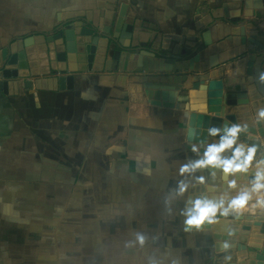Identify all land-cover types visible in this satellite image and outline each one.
<instances>
[{
	"label": "crops",
	"instance_id": "crops-1",
	"mask_svg": "<svg viewBox=\"0 0 264 264\" xmlns=\"http://www.w3.org/2000/svg\"><path fill=\"white\" fill-rule=\"evenodd\" d=\"M243 2L0 0V47L50 30L61 12L88 13L77 17L81 27L63 30V43L55 45L57 71L0 78V264H236L237 243L264 238L237 211L187 228L183 213L191 201L209 199L207 187L233 174L211 166L180 172L219 142L208 135L212 120L221 132L230 124L225 116L233 103L225 94L246 98L252 116L264 108L250 76L243 85L218 88L234 76L235 60L251 62L264 48V0L245 20L242 38L217 39L209 28L203 54L165 57L166 71L129 70L136 62L98 56L88 43L97 32L167 54L183 30L194 34L215 20L239 21ZM125 16L133 20L131 34L122 30ZM67 52L76 53V71L65 68ZM260 71L264 83V60ZM131 82L151 83L154 90L160 83L180 86L173 106L165 107L153 104L152 94L130 92ZM261 155L249 169L259 170ZM180 182L188 185L182 196ZM245 184L222 188L218 199L227 205ZM252 222L261 221L255 215Z\"/></svg>",
	"mask_w": 264,
	"mask_h": 264
},
{
	"label": "water",
	"instance_id": "water-1",
	"mask_svg": "<svg viewBox=\"0 0 264 264\" xmlns=\"http://www.w3.org/2000/svg\"><path fill=\"white\" fill-rule=\"evenodd\" d=\"M259 2L260 0H244L243 17L237 22L232 20H221L216 22L215 20L204 28L199 29L194 34H186V31L183 30L178 40L173 44L172 49L167 54L166 52H160L145 45H133L131 42L122 45L116 40V36L97 32L92 33L90 30L87 31V33H92L91 36H89L88 43L94 46V52L98 56L105 57L109 54L114 61L121 64L124 58L132 60L134 63L136 62L138 66H129V70L137 72L142 69L144 71H166L169 69V65L163 62L165 57L179 58L182 55L191 56L196 53L202 55L203 45L206 44L205 41H208L206 39L207 33L203 34V32L209 28L215 30L217 39L229 35L242 38L245 34L244 22L249 16H254L256 14V8L260 7ZM84 14H86L87 18L88 13L84 11L61 12L58 15V24L50 30L46 32H33L26 36H20L11 40L5 46L0 47V78L29 76L30 71L34 69H37L38 72L43 75L50 74L52 71H57L59 69V57L55 50V45L63 43L64 29L81 27V20L77 17L84 16ZM122 30L129 34L132 33L133 20L130 16H125ZM212 30H209V32H212ZM81 32H84V28ZM204 38L205 41L202 43ZM77 39L79 42L77 48L83 51V45L80 43L81 38L79 37ZM196 40L198 42H196ZM188 45H190V47ZM65 59V68L69 71H76V53L67 52L65 54ZM263 60L264 48L255 54L251 62H247L245 57L235 60L234 76L222 78L220 86L218 84V88L221 87V84L238 83L243 85L246 82V76H250L253 89L264 99V83L261 79L260 71ZM122 67L123 66H120V68ZM109 82L110 80L103 83ZM179 86V83H160L154 90L153 85L148 82H131L128 84L130 92L136 91L140 97L142 94H147L148 96L152 94L154 97L151 98L150 101L153 104L165 107L173 106V101L177 95ZM158 95L161 96V100L156 98ZM226 98L231 99L233 103L231 106V113L225 116L226 120L230 123L228 127L232 125H246L247 130L240 133L238 142L256 147L257 151L252 162L261 155L260 153H262L260 161H264V121L258 118V112H255L253 116L251 115L249 106L245 103L246 98L237 100L235 93L225 94L223 98L224 101ZM254 120L256 121L255 123ZM213 127L221 129L219 121L212 120L209 124V129ZM221 134H223V132H221ZM212 137L219 138V136ZM228 155H231V153L229 152ZM255 172V168H248L247 172H236L232 177L236 182L241 183L242 181L243 183H247L245 185L250 189V181L254 178ZM227 187L228 182L222 183L220 186H208V198L217 200L218 196L216 193L222 190V188L224 189ZM237 214L248 216V220L245 222L246 226L250 224L254 226L258 225L259 233L264 234V189L253 193L250 203L237 211ZM255 215L260 218L261 222L257 224L256 222H252V217ZM216 217H222V215L217 213ZM238 224H240V222H238ZM249 252L251 254L253 253L251 264H264V238L253 237L249 240L248 244L242 242L237 243L235 251L236 264H246L245 260L249 257Z\"/></svg>",
	"mask_w": 264,
	"mask_h": 264
},
{
	"label": "clouds",
	"instance_id": "clouds-1",
	"mask_svg": "<svg viewBox=\"0 0 264 264\" xmlns=\"http://www.w3.org/2000/svg\"><path fill=\"white\" fill-rule=\"evenodd\" d=\"M257 115L261 121H264V108L260 109ZM246 130V125L226 127L223 129V134H221V129L219 128L213 127L208 129L209 135L219 136V142L209 144L204 151L203 158L200 160L182 166L180 170L181 175L194 172L197 168L208 166L214 169H220L225 176L230 173L247 172L257 149L255 146H248L238 142L240 133ZM193 151H197L195 146L193 147ZM226 152H230L231 155H225ZM259 163L261 167L255 172L254 178L250 181L251 188L241 191L229 199L227 205L223 197L218 200L198 197L191 201L192 207L186 209L183 213L186 217L185 225L187 228L195 227L199 229L206 221L209 224L213 223L217 213L227 216L230 211H239L242 209L252 198L253 193L264 189V161H260ZM201 182H203L202 178ZM228 187L235 188L236 181L234 179L229 180ZM187 189L188 185L180 182L177 188V195H184ZM137 239L143 244L144 238L142 236H138ZM224 247L227 248L228 245L225 244Z\"/></svg>",
	"mask_w": 264,
	"mask_h": 264
},
{
	"label": "bare ground",
	"instance_id": "bare-ground-1",
	"mask_svg": "<svg viewBox=\"0 0 264 264\" xmlns=\"http://www.w3.org/2000/svg\"><path fill=\"white\" fill-rule=\"evenodd\" d=\"M250 81V80H249ZM250 83V82H249Z\"/></svg>",
	"mask_w": 264,
	"mask_h": 264
}]
</instances>
